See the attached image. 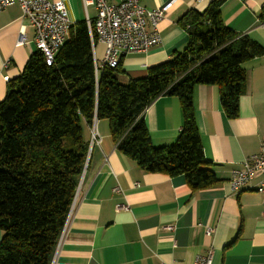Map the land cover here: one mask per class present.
<instances>
[{
	"label": "crops",
	"instance_id": "0c3cea01",
	"mask_svg": "<svg viewBox=\"0 0 264 264\" xmlns=\"http://www.w3.org/2000/svg\"><path fill=\"white\" fill-rule=\"evenodd\" d=\"M60 1L72 23L95 17V9L84 10L81 0ZM211 1L140 0L149 10L168 5L157 24L159 42L144 53L122 56L118 82L141 78L149 66L184 49L187 34L179 18L190 9L203 11ZM263 6L264 0H225L221 17L230 30L264 48ZM92 49L100 61L103 44ZM35 50L34 31L20 8L0 11V101L7 81L21 73ZM242 68L245 87L234 119L225 116L215 86L193 90L202 153L217 179L209 188L192 191L182 176L143 172L116 149L107 121H95L99 143L89 151L53 264H192L196 255L207 253L211 264H264V194L255 190L258 179L238 193L227 183L232 170L258 152L264 137V54ZM143 119L155 147L173 143L182 125L179 103L168 95L155 98ZM84 132L89 141V128Z\"/></svg>",
	"mask_w": 264,
	"mask_h": 264
},
{
	"label": "trees",
	"instance_id": "16d2710c",
	"mask_svg": "<svg viewBox=\"0 0 264 264\" xmlns=\"http://www.w3.org/2000/svg\"><path fill=\"white\" fill-rule=\"evenodd\" d=\"M224 1L186 11L178 20L184 49L127 83L116 78L120 64L95 75L97 42L86 21L71 26L50 66L38 50L28 56L0 101V264H50L86 162L84 129L96 120L107 121L116 149L143 172L182 176L192 191L216 184L202 153L194 87L215 86L225 116L234 119L245 87L242 64L264 54L225 25ZM160 95L177 99L182 125L173 143L155 147L143 111Z\"/></svg>",
	"mask_w": 264,
	"mask_h": 264
},
{
	"label": "built area",
	"instance_id": "2783aa9c",
	"mask_svg": "<svg viewBox=\"0 0 264 264\" xmlns=\"http://www.w3.org/2000/svg\"><path fill=\"white\" fill-rule=\"evenodd\" d=\"M81 1L84 10L93 7L96 11L94 19L86 20L91 40L93 31L96 42L104 46L102 59L94 60L96 76L103 68H116L122 56L144 53L159 42L157 24L164 16L167 4L149 10L140 5V0H117L118 2L114 4L108 3L107 0ZM12 5H17L21 16L30 23L34 31L36 50L42 54L45 64L50 66L55 53L64 43L69 29L74 24L69 19L65 3L60 0H0V11ZM98 143L99 136L94 121L89 127L88 154L84 169L90 149ZM254 179H258L255 190L264 194V137L261 139L258 152L244 159L241 168L232 170L227 183L231 192L238 193L249 189ZM117 190L114 188V191ZM120 208L125 207L116 206V209ZM67 224L68 216L58 237L50 264H53ZM192 264H211L210 253L196 255Z\"/></svg>",
	"mask_w": 264,
	"mask_h": 264
},
{
	"label": "rangeland",
	"instance_id": "374dc122",
	"mask_svg": "<svg viewBox=\"0 0 264 264\" xmlns=\"http://www.w3.org/2000/svg\"><path fill=\"white\" fill-rule=\"evenodd\" d=\"M85 170V169H84Z\"/></svg>",
	"mask_w": 264,
	"mask_h": 264
}]
</instances>
